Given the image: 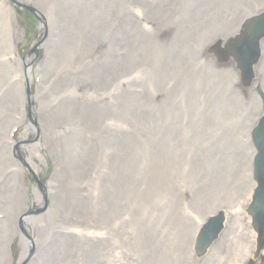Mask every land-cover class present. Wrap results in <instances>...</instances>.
I'll return each mask as SVG.
<instances>
[{"label": "rangeland", "instance_id": "obj_1", "mask_svg": "<svg viewBox=\"0 0 264 264\" xmlns=\"http://www.w3.org/2000/svg\"><path fill=\"white\" fill-rule=\"evenodd\" d=\"M161 2L166 1L127 0L125 11L121 6L119 13L124 16L123 22L138 23L135 29L142 23L138 33L157 38L153 45L155 52L143 51L142 62L130 58L129 43H119L128 68L123 71L121 104L110 118H103L102 135L109 140V132L113 133L120 145L116 149L118 145L107 142L108 149L95 150L91 162L86 164L85 174L93 180L78 184L86 210H79L78 214L68 211L73 214L63 217L62 211L56 208L54 213L48 211L36 226H15V238L24 242L21 249L25 244L26 248L21 250L19 244L13 245L14 264H19L21 253L24 260L31 261L29 264H41L39 258L50 246L63 264H251L250 260L252 264H264V252L259 258H253L255 240L246 233L249 171L236 164L230 146L231 140L240 146L241 132L250 123L248 101L244 93L242 97L239 94L235 100L239 102L240 99L245 109L220 112L212 96L199 88L202 84L195 83L203 76H214L215 72L232 80L228 68L213 65L210 69L204 64L208 57L201 56L194 62L184 54L185 47H198V53L209 50L216 42L214 39L204 47L200 44L210 32L218 30L221 23L248 13L256 5L264 9V0H200L201 9L194 20L186 16L187 5L181 0H169L163 7L167 9L173 4L172 10L167 9L158 19L151 8L161 10ZM142 11L147 16H143ZM9 14L6 0H0V34L16 29L22 36L18 49L31 52L36 26L29 28L27 17L16 16L10 27L5 24V16ZM175 26L185 29L178 38V54L173 55L168 43ZM5 49L10 48L5 46ZM10 56L8 53L4 58L8 60ZM152 64H157V72ZM13 77L10 66L0 69V81H10ZM142 78L144 80L140 81ZM38 79L35 84L29 81L31 92L34 87L43 91L46 86L41 76ZM217 86L213 88L216 90ZM144 97L145 105L141 106ZM126 99L132 100L130 109L126 108ZM147 115L159 118L154 127L142 125L141 119ZM129 119L136 123H129ZM33 120L31 124L40 131V124L35 118ZM156 139L157 146H151L149 142ZM126 140L136 144L137 150H127L123 146ZM199 156L208 159L207 170L200 171L194 166ZM154 171L157 172L150 175ZM134 182L137 186L125 187ZM201 194L202 198H196ZM216 209H229L228 214L233 215L227 217L223 238L205 257L199 258L195 255L194 244L195 234L202 226H198L200 219L196 213L202 215L203 210ZM42 214V211L37 213ZM11 217L10 213L0 212V221L7 222ZM43 220L48 224L41 225ZM2 227L6 233L10 232L7 226ZM30 228L34 233L32 248L28 245V237L20 236ZM13 234L4 236V242L0 240L1 249L15 239L11 237ZM94 245L101 247L97 249L101 256L91 262L85 261L84 256L90 254L87 248Z\"/></svg>", "mask_w": 264, "mask_h": 264}, {"label": "bare ground", "instance_id": "obj_2", "mask_svg": "<svg viewBox=\"0 0 264 264\" xmlns=\"http://www.w3.org/2000/svg\"><path fill=\"white\" fill-rule=\"evenodd\" d=\"M165 1L160 3L161 10L151 8L158 19L162 18L167 9L172 10L173 4L167 9L163 7L169 2ZM181 1L186 3V13H189L192 9L190 0ZM32 3L37 8V13H43L41 18L44 24L37 27L36 39L31 41V47H34L31 52L18 49L17 44L22 36L16 29L0 34V69L6 70L10 66L14 72L10 81H0V133L4 131L0 138V212L10 213L12 216L7 222L0 221V226L10 229L6 233L5 227L0 228L2 242L3 237L11 233H14L12 238L17 236L15 226L20 223L23 226H36L48 211L54 213L57 208L62 211L63 217H67V214H78L79 210H86V201L82 198V193L78 192V184L92 179L85 174L86 164L91 162L94 151L103 147L99 131L101 120L110 118L121 104L123 71L128 66L124 62L125 52L119 43L133 45L135 52L130 58L142 61L143 51L155 52L153 45L157 39L138 33L143 27L142 23L135 29L138 23L123 22V18H119V22L113 25L110 17L114 16L115 11L122 12L121 6L125 11L127 0H120L117 4L106 0H32ZM8 8L10 14L5 16V24L12 27L17 16L16 8L9 4ZM200 9L201 7L192 13V20ZM261 10L264 11L261 8L251 9V16ZM234 20L236 26H240L246 18L238 15ZM105 22L110 25H105ZM155 33L157 34V27ZM5 46L10 49H5ZM8 53L11 56L6 60L4 55ZM173 53L178 54V50L174 49ZM144 63L149 65V62ZM37 74L45 80L46 86L43 91L40 87H34L31 92L27 83L29 79L34 82ZM257 79L264 81L259 74ZM143 80L144 78L140 81ZM136 83L138 85V81ZM252 95L251 92L249 99ZM131 102L132 100H127L126 108H131ZM140 105H145V97ZM251 116L255 117L254 111ZM34 118L40 124L39 133L27 125L28 120ZM129 123L136 122L129 119ZM21 125L22 139L31 141L36 137L37 143L20 145L17 149L18 138L11 141L10 136L4 134H7V129ZM144 125L151 127V123L147 121ZM149 144L157 146V140L150 141ZM123 146L129 151L137 150L136 144L130 140L124 141ZM241 154L243 155L242 151ZM14 155L21 156L32 175L42 182V193L26 179V169ZM242 164H245V160H242ZM155 172L157 171L150 175ZM133 184L137 183H127L125 187L131 189ZM147 190L148 188L145 189V194ZM41 211L43 214L37 215ZM241 216L246 219L244 213ZM43 222L48 224L45 220L40 224L43 225ZM244 227L246 229L248 226ZM246 233L254 237L249 227ZM224 234L225 231L223 235L221 232L218 239H222ZM20 236L28 237V245L33 247L31 237L34 233L31 228ZM16 243L20 249L24 244L17 237L4 249L0 245V264H14L12 248ZM50 247L39 258L41 264H63ZM25 248L26 244L21 250ZM100 248L98 245L87 248L90 254L84 256V260L91 262L98 259L101 252L97 249ZM20 257L19 264L31 262L24 260L23 253Z\"/></svg>", "mask_w": 264, "mask_h": 264}, {"label": "water", "instance_id": "obj_3", "mask_svg": "<svg viewBox=\"0 0 264 264\" xmlns=\"http://www.w3.org/2000/svg\"><path fill=\"white\" fill-rule=\"evenodd\" d=\"M263 37L264 16L250 22V25L241 32V35L238 38H235L236 40L227 38V40L229 39V42H227V50L237 63L236 67H239L244 72V81L246 82H249L252 79V66L259 58V41ZM220 45L216 47L217 54H219V51L221 53ZM224 58H226V56ZM206 83L208 85L209 81L207 80ZM260 94L264 101V95L261 91ZM253 136L258 152L254 164V179L257 182V188L254 191L252 198L253 202L247 212L251 216L252 225L259 235L257 247L258 254L260 250L264 249V117L261 119L259 126L254 130ZM222 220V216L219 215L215 222H213L211 230L202 231L197 247L200 254L206 252L213 241L217 238L219 229L222 226Z\"/></svg>", "mask_w": 264, "mask_h": 264}]
</instances>
